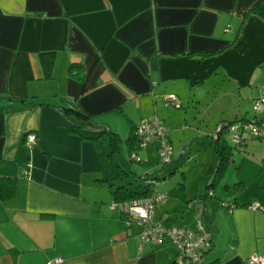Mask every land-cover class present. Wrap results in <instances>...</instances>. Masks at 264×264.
Wrapping results in <instances>:
<instances>
[{
  "label": "crops",
  "instance_id": "0c3cea01",
  "mask_svg": "<svg viewBox=\"0 0 264 264\" xmlns=\"http://www.w3.org/2000/svg\"><path fill=\"white\" fill-rule=\"evenodd\" d=\"M257 1L0 0V175L16 178L13 197L0 201V264L54 257L58 264H173L170 240L140 243V224L109 207L93 142L67 124L129 135L155 116L180 156L203 139L208 179L215 154L206 137L217 123L264 120V100L253 111L264 97V21L245 16ZM46 51L54 52L48 78L39 59ZM70 64L80 67L73 75ZM68 106L83 116L63 113ZM186 107L207 113L188 142L179 125ZM241 135L243 149H231L202 196L183 185L171 193L149 187L166 193L153 210L161 225L190 229L199 221L210 232L202 264L264 255V139ZM158 146L153 140L142 150L157 153Z\"/></svg>",
  "mask_w": 264,
  "mask_h": 264
},
{
  "label": "built area",
  "instance_id": "2783aa9c",
  "mask_svg": "<svg viewBox=\"0 0 264 264\" xmlns=\"http://www.w3.org/2000/svg\"><path fill=\"white\" fill-rule=\"evenodd\" d=\"M164 100L175 108L180 106L179 100L173 94L165 95ZM262 100L260 98L259 101H256L255 109H259V102ZM219 129H221L220 125L215 126L212 138ZM226 129L230 140L234 143H241L243 140V136L237 134L238 129H244L250 134L264 138V123L258 125L253 123L231 124L226 125ZM132 134L139 148L145 147L153 140H157L159 143V162L165 163L168 161L171 149L166 138L167 129L160 119L155 116L140 119L134 125ZM24 137L28 144L35 142L33 133H27ZM129 159L134 162L140 161L135 151L129 153ZM164 197L163 194L154 193L136 200H113L109 203V207L117 208L120 213L124 214L126 223L134 220L140 224L141 230L138 236L140 243L153 244L165 237L170 240L176 249L175 264H202L203 254L209 246L210 232L203 228L199 221L196 223L194 230L182 226L163 227L153 218V210L155 204ZM249 207L251 209L260 208L255 203ZM61 260L60 257H54L47 260L46 264H58ZM244 262L246 264H264V255L250 254L244 259Z\"/></svg>",
  "mask_w": 264,
  "mask_h": 264
},
{
  "label": "trees",
  "instance_id": "16d2710c",
  "mask_svg": "<svg viewBox=\"0 0 264 264\" xmlns=\"http://www.w3.org/2000/svg\"><path fill=\"white\" fill-rule=\"evenodd\" d=\"M248 14H256L264 21V0H258L249 10H247L245 16ZM39 59L44 70V76L48 78L50 76V71L54 60V52L53 51L41 52L39 53ZM75 67H78V69H80V67L76 66L75 64H70L68 66V70L71 73V75L75 74ZM72 71H74V73H72ZM1 98H7L9 100L14 99L13 97H9V96L6 97L2 96ZM261 98L264 100V97ZM61 110L63 113L78 119H80L83 116L81 112H79L77 109H75L72 106L62 107ZM253 111L257 113L261 110L254 109L253 107ZM244 123H253L258 125L264 123V120L258 119L256 117H252L251 120L238 119V120L222 121L217 123V125L221 126V129L215 132L214 134L215 136L212 138V134L210 135L212 149L215 154V162L212 171L207 179V184H206L207 187L210 186L212 182H214L216 179H218L221 176L230 158V154L232 152L231 149L232 150L236 148L243 149L244 138L241 143L232 142L233 143L232 146L226 143L224 134L226 135L229 134L227 132L226 125L227 126L231 124L243 125ZM67 128L69 132L76 134L79 138L87 139L93 142L96 150V156L101 166V177L99 178V180L102 181L104 185L108 188L112 200H117V201H127L133 199L136 200L149 196L150 194H154L149 192L150 191L149 187L153 183V180L151 181V183L148 182L146 185H144V187L141 190L130 189L129 187L124 186L122 183H119L123 175H125V171H123V169H121V167L117 163H115V161L112 158V154L118 152L121 143V139L115 132L111 130L87 131L79 128L77 125L72 124L71 122L67 124ZM245 131L246 130L244 129H238L237 134L241 135ZM253 136L257 139H264L255 135ZM124 143L126 144L129 153L132 151L136 152V150L139 149L138 144L133 137L132 130L129 131V135L124 140ZM170 155H169V159H170ZM169 159L164 164H167L169 162ZM141 179L146 180L145 174L141 176ZM15 182H16L15 176L0 175V201H5L13 197L15 193ZM173 264H175L174 261ZM210 264H214V262Z\"/></svg>",
  "mask_w": 264,
  "mask_h": 264
},
{
  "label": "rangeland",
  "instance_id": "374dc122",
  "mask_svg": "<svg viewBox=\"0 0 264 264\" xmlns=\"http://www.w3.org/2000/svg\"><path fill=\"white\" fill-rule=\"evenodd\" d=\"M218 83L225 85L229 82L219 81ZM222 91L223 85L221 86L219 93ZM170 107L172 108V106ZM178 108L175 109L178 110ZM187 108L188 107H186V109ZM180 110L182 111V109ZM208 112V119L210 120L212 119V114L214 112L212 110H208ZM181 115H183V119L179 125L185 129L184 138L186 140L185 142H188L187 140H189V135L192 134L191 131H193L190 128L200 125L203 126L204 122L202 118H207V113L199 109L196 111L188 108L186 112ZM186 129H189V131H187ZM127 134L128 132L118 133V136L121 139V143L118 152L112 154V158L115 163H117L121 167V169L125 171V175H123L119 183H122L124 186L129 187L130 189L141 190L144 185H146L148 182L151 183V181L153 180L151 186L163 188L170 193L176 191L179 192L180 186L183 185L190 191L194 192L196 198L203 195H197L200 190L201 193L203 192L205 183L207 182V176H203V171L206 165V156L204 151L200 148L202 146L201 142L203 141V139L194 138L193 140H191L190 143L192 151L190 152L189 150H187V148H185V153H181V156L180 154L178 155L176 151H171L169 162L167 164H164L159 163V156L157 154L158 152L156 153V151H154L152 153H146L144 149L142 150V148L144 147L136 150L137 156L140 159L139 162L129 161L130 159L128 156V148L124 143V140L128 136ZM206 138L210 143L211 140L209 139V137ZM224 138L226 143L232 146L233 143L230 140L229 136L224 134ZM177 148L180 147H176V149ZM203 148L205 147L203 146ZM143 160H147V163L143 162ZM201 162L203 163L201 164ZM143 174H145L146 180L141 179V176ZM182 176H184V178ZM162 194L166 196V193ZM167 197L169 198L170 195H167ZM177 219L179 220V217H177ZM195 226L196 225L194 223V226L190 229L194 230Z\"/></svg>",
  "mask_w": 264,
  "mask_h": 264
}]
</instances>
